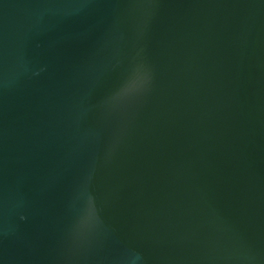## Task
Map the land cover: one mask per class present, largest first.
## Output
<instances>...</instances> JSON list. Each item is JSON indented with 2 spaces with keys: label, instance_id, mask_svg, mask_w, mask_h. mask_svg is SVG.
I'll return each instance as SVG.
<instances>
[{
  "label": "water",
  "instance_id": "water-1",
  "mask_svg": "<svg viewBox=\"0 0 264 264\" xmlns=\"http://www.w3.org/2000/svg\"><path fill=\"white\" fill-rule=\"evenodd\" d=\"M0 264H264V0H0Z\"/></svg>",
  "mask_w": 264,
  "mask_h": 264
}]
</instances>
